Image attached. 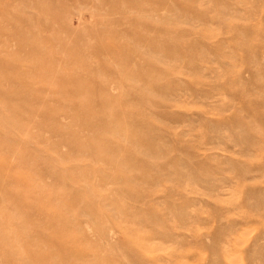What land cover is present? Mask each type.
Masks as SVG:
<instances>
[{"label": "rangeland", "instance_id": "rangeland-1", "mask_svg": "<svg viewBox=\"0 0 264 264\" xmlns=\"http://www.w3.org/2000/svg\"><path fill=\"white\" fill-rule=\"evenodd\" d=\"M0 264H264V0H0Z\"/></svg>", "mask_w": 264, "mask_h": 264}]
</instances>
